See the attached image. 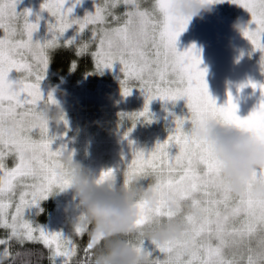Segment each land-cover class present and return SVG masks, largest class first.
Instances as JSON below:
<instances>
[{
  "label": "snow or ice",
  "instance_id": "obj_1",
  "mask_svg": "<svg viewBox=\"0 0 264 264\" xmlns=\"http://www.w3.org/2000/svg\"><path fill=\"white\" fill-rule=\"evenodd\" d=\"M172 0H94V13L82 19L70 18L81 3L74 0H44L53 22L43 43L33 40L39 27L29 21L32 13L16 11L19 0H0V264H93L95 250L88 235L90 227L79 216L72 237L49 232L26 215L48 199L53 190L63 191L71 178L63 169L60 158L65 148L53 150L57 139L50 136V121L41 111L43 106L56 105L49 93L45 96L41 82L45 79L51 53L60 48H74L77 57L90 55L99 71L119 63L124 79L121 95L128 97L138 88L145 97L139 113L121 114L132 122L124 134L128 139L136 123H151L150 104L154 100L173 103L186 101L189 115L175 120V129L164 142L145 152L129 140L130 159L123 169L101 172L96 183L129 187L147 182L156 196L157 205L138 200L135 204L139 219L137 228L166 221L180 223L182 234L162 244H152L149 252L145 240L127 237L129 246L143 252L148 264H264V201L252 196V184L264 183V170L253 174L238 197L232 195L220 174L219 165L196 130L209 123H219L250 133L264 143V84L259 87L261 102L247 118L237 115L231 94L225 106L217 107L206 83L200 52L193 45L178 51L177 42L189 20L177 19L170 12ZM225 0H207L224 3ZM245 9L251 16L243 37L253 51L261 53L264 74V0H228ZM125 11L117 14L115 9ZM75 26V35L63 40ZM90 34L87 39L84 34ZM93 45L95 49L93 50ZM77 64H71L75 71ZM15 72V80L10 74ZM67 127V121L61 117ZM190 130L185 131V124ZM176 149L175 154L172 150ZM13 158V166L7 160ZM123 176L121 181L120 177ZM174 198L181 211L173 214L167 208ZM187 208L188 211L183 209ZM87 235L83 247L76 238ZM40 245L44 251L26 247ZM157 253V255H153Z\"/></svg>",
  "mask_w": 264,
  "mask_h": 264
},
{
  "label": "rangeland",
  "instance_id": "obj_2",
  "mask_svg": "<svg viewBox=\"0 0 264 264\" xmlns=\"http://www.w3.org/2000/svg\"><path fill=\"white\" fill-rule=\"evenodd\" d=\"M73 2L74 0H68L65 7H71ZM43 3L44 0H19L16 8L18 13L30 11L32 15L29 16V21L32 23L37 22L39 15V27L33 34V40L41 43L49 38L47 26L53 22L46 11H41ZM94 11V0H81L70 18L82 19ZM124 11L123 6L115 9L117 14ZM250 20L251 16L245 9L225 0L224 3L214 4L211 12L202 13V18L193 19L177 42L178 51H184L193 45L196 47L202 59L200 67L206 70L205 79L210 96L216 101L217 107H222L231 94L238 109L237 115L241 119L247 118L257 109L262 99L259 87L254 90L250 86H241L248 85L249 82L264 84L261 53L253 51L242 31L233 29L237 22L243 28L249 26ZM74 35L75 26L65 33L62 42ZM89 35L86 33L82 38L87 39ZM52 75L48 67L41 89L45 96L49 93L53 95L56 100L53 108L59 107L67 121V127L63 122L59 125L50 123L49 134L57 137L52 148H65L73 152L74 160L96 176L108 169H123L124 161L131 156L129 140L137 149L149 152L174 131L177 118L186 119L189 115L183 99L175 104L154 100L150 104L152 122L147 123L141 119L128 139H124V134L132 128V122L126 118L122 120L121 114L131 115L142 111L145 97L138 88H133L131 95L126 98L121 95L120 82L124 75L119 63L102 71L94 66L93 76L75 83L62 76L59 83L53 85L50 82ZM16 77L15 72L10 74L11 80ZM190 127L186 123L184 130L187 132ZM175 152L176 149H173L172 153ZM6 162L9 167L13 166V158ZM120 179L122 181V175ZM141 184L147 186L146 181ZM66 209L69 210L67 213ZM73 209L76 210L72 211ZM26 215L47 231L60 232L71 238L80 213L78 201L71 191L61 193L55 189L48 199L28 210ZM144 246L149 252L154 249V245L148 241H145Z\"/></svg>",
  "mask_w": 264,
  "mask_h": 264
},
{
  "label": "clouds",
  "instance_id": "obj_3",
  "mask_svg": "<svg viewBox=\"0 0 264 264\" xmlns=\"http://www.w3.org/2000/svg\"><path fill=\"white\" fill-rule=\"evenodd\" d=\"M213 6L207 0H172L170 12L177 19H187L190 23L195 18H202V13L211 12ZM233 29L242 31L243 26L237 22ZM41 111L51 124L59 125L64 117L59 107L43 106ZM195 134L219 165L220 174L233 196L240 195L252 181L254 173L264 170V143L250 133L224 124L209 123L197 129ZM60 163L71 178L70 186L60 192L71 191L78 201L80 216L84 217L82 223L90 227L88 235L95 250L93 264H148L149 258L129 246L127 237L139 236L151 244H162L179 237L184 231L175 220L137 228L136 202L144 200L151 206L157 205L155 194L142 184L132 183L127 188L110 183L98 184L99 175H93L76 162L71 151L62 153ZM252 196L264 201V183L252 184ZM166 206L173 214L181 211L174 198H169ZM183 210L188 211L187 208Z\"/></svg>",
  "mask_w": 264,
  "mask_h": 264
},
{
  "label": "trees",
  "instance_id": "obj_4",
  "mask_svg": "<svg viewBox=\"0 0 264 264\" xmlns=\"http://www.w3.org/2000/svg\"><path fill=\"white\" fill-rule=\"evenodd\" d=\"M94 50V49H93ZM75 61L77 64L76 70L71 71V64ZM90 55H86L84 57H77L75 54V49L73 48H60L56 51L51 53V59L49 63V72L53 75V78L50 82L53 85H57L60 81V77L64 76L67 77L71 82H77L81 79L89 78L93 76L94 71V62ZM51 200V199H50ZM4 236L3 230H0V237ZM88 240L87 235L83 238H77V243L80 244L81 247L86 245ZM26 247L39 249L44 251L45 257L47 256L46 250L42 249L40 245H27ZM42 264H48V260L45 258L42 261Z\"/></svg>",
  "mask_w": 264,
  "mask_h": 264
}]
</instances>
